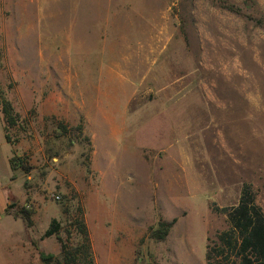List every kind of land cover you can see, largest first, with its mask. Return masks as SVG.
<instances>
[{
  "label": "rangeland",
  "instance_id": "1",
  "mask_svg": "<svg viewBox=\"0 0 264 264\" xmlns=\"http://www.w3.org/2000/svg\"><path fill=\"white\" fill-rule=\"evenodd\" d=\"M2 99L0 264H67L77 220L75 264H206L214 208L264 211V0H0Z\"/></svg>",
  "mask_w": 264,
  "mask_h": 264
},
{
  "label": "trees",
  "instance_id": "2",
  "mask_svg": "<svg viewBox=\"0 0 264 264\" xmlns=\"http://www.w3.org/2000/svg\"><path fill=\"white\" fill-rule=\"evenodd\" d=\"M0 107L5 121V138L8 143H11L8 132L17 126L18 116L7 100L2 99ZM76 129L82 131L83 126L80 125ZM12 169L14 170L13 164ZM25 169L27 168L25 167ZM214 211L226 216L227 228L218 232L215 239L207 246L206 264H264V211L257 203L252 186L244 184L236 205L214 208ZM18 214L29 226L32 225L31 213L27 209L19 211ZM175 222L176 220L172 222L160 221L156 228H150V238L164 241ZM76 224L79 233L84 237V242L80 247L86 249V252L90 251V236L85 222L77 220ZM58 231L59 225L54 220L50 229L46 231L45 237H51ZM80 247L74 253L68 250L65 245L62 246L65 263L75 264L78 261ZM41 259L48 262L54 259V256L42 254Z\"/></svg>",
  "mask_w": 264,
  "mask_h": 264
},
{
  "label": "crops",
  "instance_id": "3",
  "mask_svg": "<svg viewBox=\"0 0 264 264\" xmlns=\"http://www.w3.org/2000/svg\"><path fill=\"white\" fill-rule=\"evenodd\" d=\"M0 207H1L2 210L5 212V209H6V207H7V206H6V203L3 201Z\"/></svg>",
  "mask_w": 264,
  "mask_h": 264
},
{
  "label": "built area",
  "instance_id": "4",
  "mask_svg": "<svg viewBox=\"0 0 264 264\" xmlns=\"http://www.w3.org/2000/svg\"><path fill=\"white\" fill-rule=\"evenodd\" d=\"M57 199H59V197H57Z\"/></svg>",
  "mask_w": 264,
  "mask_h": 264
}]
</instances>
